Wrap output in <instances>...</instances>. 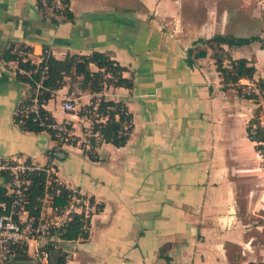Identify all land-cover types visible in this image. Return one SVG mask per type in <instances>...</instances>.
I'll use <instances>...</instances> for the list:
<instances>
[{"label": "crops", "instance_id": "crops-1", "mask_svg": "<svg viewBox=\"0 0 264 264\" xmlns=\"http://www.w3.org/2000/svg\"><path fill=\"white\" fill-rule=\"evenodd\" d=\"M39 2L0 0V157L53 163L68 188L93 202L88 237L56 243L67 263H264V155L246 130L257 103L223 87L199 42L216 34L257 37L224 49L254 67V81L264 79V0H69L71 20L56 11L60 3ZM20 45L31 48L25 57L34 63L47 48L57 59L99 51L124 66L132 88L108 87L102 97L132 114L127 142H103L91 159L81 145L91 121L78 110L93 93L69 91L68 83L45 109L56 122L70 121L76 142L23 129L15 108L30 85L17 77V61L2 55ZM199 51L205 54L195 57ZM68 98L76 102L72 112L63 109ZM7 179L0 175V189ZM41 210L62 217L65 207L42 200ZM45 245L17 248L7 264H38L35 253Z\"/></svg>", "mask_w": 264, "mask_h": 264}, {"label": "trees", "instance_id": "trees-1", "mask_svg": "<svg viewBox=\"0 0 264 264\" xmlns=\"http://www.w3.org/2000/svg\"><path fill=\"white\" fill-rule=\"evenodd\" d=\"M61 9L56 10L62 14L65 19L71 20L73 15L69 10V0H59ZM52 0H45L44 4L48 8L51 7ZM55 11V8H53ZM257 37H235L231 35L216 34L209 39L200 40L199 42L206 44L210 49V56L213 58L217 70L221 77V83L224 88L229 85L236 87L240 96L253 99L257 103V107L252 117L247 123V136L249 140L254 142L256 150L264 155V107L260 104L259 96L264 97V79L254 81L253 75L255 69L248 64L244 58L232 59L224 46L238 47L246 45L256 40ZM31 51L30 47L20 45L14 50L11 46L5 50L2 55L6 60H16L18 67L26 71H31L30 76L17 74V77L26 82H33L40 76V72L45 69V78L42 81L43 92L38 95V101L45 103L51 99L54 94L52 90L69 84L70 91L78 83V88L96 93L108 87H125L132 88L133 81L123 75L126 68L119 64L115 59L106 53L93 51L89 55L68 54L62 59L55 58L47 48H44L42 59L39 63L32 62L29 58L24 59V55ZM205 54L199 51L195 57H202ZM192 51H189V61L191 60ZM191 57V58H190ZM226 62V63H225ZM91 65L95 69L91 68ZM67 78L70 80L67 81ZM248 79L253 81L257 93L245 95L242 93L240 79ZM80 79V80H78ZM29 99H24L19 105L27 104ZM94 97L87 105L82 106L78 110L79 116H87L91 121V132L95 135L88 137L90 148H86L84 142L81 143L85 153L91 158L96 159V148L101 143H111L114 146H123L130 135L132 125L124 130L123 124L132 121V114L128 111L127 106L121 101H113L104 97L99 99L96 110L93 112ZM103 118V121L99 119ZM15 121L19 125L29 131L39 132L47 131L53 139L58 142L56 130L52 128L55 123L54 118L45 108H39L38 112H29L27 116L15 115ZM263 122V126L261 125ZM76 140H69L67 143H75ZM59 143V142H58ZM60 144V143H59ZM52 156V152H50ZM45 173L42 171L31 174V183L26 191L25 209L29 215L38 216L42 208V198L46 192L45 189ZM5 190L0 189V199L9 202L8 197L4 195ZM74 192L70 189L63 188L58 196H53L52 206L55 208H63L70 203V196ZM102 205L96 204V211L100 210ZM87 221L83 219L82 213H72L71 218L66 221L65 225L59 229L60 237L64 241H73L78 238H87L86 230ZM44 249L48 251V264H68L65 253L61 248H54L51 242H48ZM248 264H264L263 262H249Z\"/></svg>", "mask_w": 264, "mask_h": 264}, {"label": "built area", "instance_id": "built-area-1", "mask_svg": "<svg viewBox=\"0 0 264 264\" xmlns=\"http://www.w3.org/2000/svg\"><path fill=\"white\" fill-rule=\"evenodd\" d=\"M53 1L60 3L59 0ZM25 58L27 57L24 55V59ZM45 69L46 67L40 72V76L37 80H34L31 83L28 82L30 90L26 99H29V102L22 105H19V103L15 108V115L27 116L29 112L37 113L39 108H45L46 103L44 101H38V95L44 90L42 81L45 78ZM16 70L17 74H23L26 76L31 75L30 70L26 71L19 67H17ZM104 90L105 89L93 93L95 99L92 108L93 112L97 108L99 99L104 96ZM241 90L245 95L258 92L253 83L243 84ZM55 92L56 90L51 91L52 94H55ZM263 99L264 97L259 96L261 105ZM75 108L76 102L74 99L68 98L63 103V109L67 112H72ZM99 120L103 121V118H100ZM131 125V121L125 122L123 124V129L126 130ZM261 125L263 126L262 121ZM52 128L56 130V136L60 144L75 139L74 134L71 132L69 120H63L61 122L55 121ZM93 135L95 134L91 132V129L86 133L83 142L87 149L90 148L88 137ZM39 171L45 173L46 179V192L42 198L43 201H52L53 196H58L63 188L70 189L59 179L57 167L53 163L42 165L32 162L27 158H22L21 156H11L7 158L0 157V175L8 178L7 190L4 195L9 199L8 203L0 199V264H7L10 256L13 255L17 248L28 247L29 244L35 240L46 242V244L51 242L54 248H59L58 244H56L58 240L62 239L60 237L59 229H61L66 221L71 218L72 213H82L83 219L87 221L88 224L89 217L93 212L94 204L90 198L74 189H70L74 194L70 196V203L65 206L64 215L62 217L58 215L50 218L43 213L42 210L38 216L28 214L25 209L26 191L31 183V174ZM25 213L27 214V218L22 220V215ZM86 230H88V225L86 226ZM68 257L69 256L66 253V260ZM35 258L38 260V264H48V251L45 249H38L35 253Z\"/></svg>", "mask_w": 264, "mask_h": 264}, {"label": "rangeland", "instance_id": "rangeland-1", "mask_svg": "<svg viewBox=\"0 0 264 264\" xmlns=\"http://www.w3.org/2000/svg\"><path fill=\"white\" fill-rule=\"evenodd\" d=\"M70 79L69 78H67V81H69ZM78 80H80V79H78ZM74 86H78V83H75V85Z\"/></svg>", "mask_w": 264, "mask_h": 264}]
</instances>
